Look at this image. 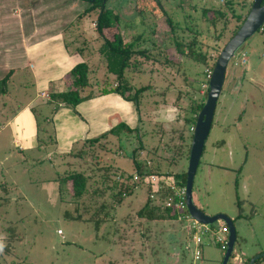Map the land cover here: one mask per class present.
Returning a JSON list of instances; mask_svg holds the SVG:
<instances>
[{
    "label": "rangeland",
    "instance_id": "rangeland-1",
    "mask_svg": "<svg viewBox=\"0 0 264 264\" xmlns=\"http://www.w3.org/2000/svg\"><path fill=\"white\" fill-rule=\"evenodd\" d=\"M250 1L191 0L196 9L192 16L210 6H228L241 16ZM148 2L107 1V9L120 17L119 28L127 39L142 32L148 38L153 21L140 19L135 12L151 7ZM180 2L160 0V5L181 19L188 10ZM87 7L82 0H0V79L12 71L7 93L0 96V264H220L223 253L216 239L223 234L202 235L203 259L195 261L192 234L186 240L179 224L140 227L143 223L134 213L146 199L143 186L123 198L98 230L86 221L89 214L83 205L75 210L70 204L65 185H59L58 194L57 177L69 171L86 173L90 167L68 151L119 120L137 131L108 135L105 151H97L103 163L132 176L130 155L141 144L135 159L149 163L157 177L168 182L172 175L185 174L189 128L195 123L190 109L204 102L205 97L198 95L205 66L211 63L178 55L160 19L151 39L159 44L143 45L150 46L148 61L137 59L140 71L124 72L133 87H148L139 98L138 110L114 92L98 94L101 85H110L112 79L103 75L97 55L100 40L93 28L97 11L82 15ZM198 22L205 37L200 51L213 58L212 29ZM234 22L228 19L226 30L217 31L221 33L217 48L228 41ZM79 62L90 66L89 86L80 96L91 97L74 107H61L39 96L49 90L46 78H59ZM192 196L204 215L220 214L231 220L235 253L244 260L264 253V31L249 38L226 66L193 176ZM215 227L216 223L210 230L215 232ZM257 264H264V257Z\"/></svg>",
    "mask_w": 264,
    "mask_h": 264
},
{
    "label": "trees",
    "instance_id": "trees-1",
    "mask_svg": "<svg viewBox=\"0 0 264 264\" xmlns=\"http://www.w3.org/2000/svg\"><path fill=\"white\" fill-rule=\"evenodd\" d=\"M82 1L88 4V7L83 10L82 15L91 11H97L93 26L97 33V37L100 40L97 55L100 58L99 62L103 67V75L112 79L110 85H106V87L105 84L101 85L98 94L114 92L122 100L133 103L136 111L138 110L139 98H141V94L145 92L148 87H133V85L129 84L124 78V72L140 71V62H137V59H142L143 61L149 59L148 52L150 46L155 48L154 45L157 44L155 41L154 43L151 40L154 31V23L156 21L160 19L163 20L168 28V41L173 45V48L178 55L184 56L193 61L202 60V62H206L209 60L211 63L209 66L206 65L205 69L212 71L218 53L222 49L215 46L217 44L216 41L220 39V32L226 30L228 19H234V25L230 29L228 36L229 40L238 30L248 12V10H246L243 15H236L230 7L225 5L224 2V5L226 6L224 8L218 6H210L209 8L202 7L199 11V16L195 17L192 15H194L196 9L191 5V0H181V2L186 5L188 11L183 14L181 19H177L175 13L166 11L160 5V0H149V4H147L151 7L148 9L147 6L142 3L141 5H145L144 7L146 8H142V10L135 9L136 14L141 16L140 19L150 17L153 21V23L151 22L152 25L147 28L148 38H146L145 34L142 32L127 39L119 28L120 17L106 7L108 0ZM208 13H210V18L206 20ZM198 21L204 22L212 29L211 37L214 45L212 46L211 51L213 50L216 54L213 58H211V55H208L207 57V53L200 51L202 50L201 47L203 45L201 39L205 37L204 32L201 31L202 29L199 27L200 24ZM217 26H219L218 29H216ZM218 30H220V32H217ZM105 32H109L110 36L106 37ZM184 34L186 35V38L182 37ZM217 34L220 35L218 36ZM147 44L150 46L144 47ZM159 46L164 47L163 45ZM163 63L167 64L165 55H163ZM89 73L90 66L87 62H79L75 64L64 78L67 89L64 92L49 93L46 99L47 102L55 103L57 104L56 106L60 105L61 107L67 105L74 107L82 100L91 97V94L80 96V92L89 86ZM11 75L12 71L10 70L2 79H0V96L6 95V85ZM203 75V86H205V88L203 94L198 95L200 98L205 97L207 92L208 81L205 80V73ZM203 103L204 102H198L191 107L190 112L194 119L200 111ZM135 131H137V128H129L122 122H119L114 127L97 137L82 140L78 149L74 151L70 150L68 155L88 163L90 167L86 168V173L69 171L56 179L58 184V194L61 193L59 185H65L70 204L74 206L75 210L76 208H79L80 205H83L84 212H88L89 214L86 221L90 222L95 230H98L101 223L111 219L109 215L114 211L115 207L122 202L123 198L134 193V191L140 186L145 187L147 192L143 205L134 213V217L140 221V223H143L140 227L145 225L144 227L146 229V226L154 223H177L181 226L177 221V216H179L177 212L171 208H166L163 205L164 200L171 194L169 189L167 187H161L159 190L154 191L152 185L145 184L142 181L145 176L157 177L159 174L154 173V170L149 166V163L142 165L135 159V155L141 152V144L135 147L130 155L134 168L133 175L138 177L136 182L132 181L133 175L127 176L121 169L113 168L111 165L103 163L101 157L97 155L105 151L108 135L118 136L119 133L130 134ZM97 151H99V153H97ZM165 175L166 174H164V176ZM172 177L173 181L170 179L168 181L169 183L171 182L176 187L184 188V173L180 175H172ZM151 191L154 192V198L152 199L149 198L150 193H152ZM185 214L187 215V211H185ZM72 217L73 216H71L70 219H79L78 216ZM260 259L254 261L253 264H257ZM249 260L250 259L246 260V264H248Z\"/></svg>",
    "mask_w": 264,
    "mask_h": 264
},
{
    "label": "water",
    "instance_id": "water-1",
    "mask_svg": "<svg viewBox=\"0 0 264 264\" xmlns=\"http://www.w3.org/2000/svg\"><path fill=\"white\" fill-rule=\"evenodd\" d=\"M262 1L252 0L250 2L248 12L238 30L218 53L207 83L204 103L195 118L189 145L184 184L185 208L190 218L199 224L211 226L214 223L221 222L225 225L227 229L226 248L220 264H227L231 251L234 249L236 237L235 228L229 218L220 214L206 216L193 204L192 182L199 158L203 151L205 139L209 133L215 104L222 88L226 66L237 50L259 31L260 26L264 23V1ZM263 257L264 253L256 255L249 260L248 264H253L254 261Z\"/></svg>",
    "mask_w": 264,
    "mask_h": 264
},
{
    "label": "built area",
    "instance_id": "built-area-1",
    "mask_svg": "<svg viewBox=\"0 0 264 264\" xmlns=\"http://www.w3.org/2000/svg\"><path fill=\"white\" fill-rule=\"evenodd\" d=\"M252 1V0H251ZM250 1V2H251ZM264 28V23L260 26L259 31H262ZM205 73V80H209L211 71L204 70ZM205 86H203L202 92L200 94L202 95L204 92ZM192 132V129H190ZM161 177H155V176H145L143 178V182L145 184H150L154 188V191L159 190L161 187H167L170 191V196H168L164 202L163 205L166 208H171L179 216H177V221L181 224L182 230L184 232L185 239L188 240L189 234L191 235V241L194 245V250L192 251V256L195 261H198L201 256L200 251V245L201 243V236L205 235L208 232L214 233V234H223L225 236L227 234V229L225 225L221 222L216 223V231H211L210 226L202 225L194 221L190 216L185 214L186 208H185V202H184V188L176 187L173 183L166 182ZM138 180V177L136 175H133L132 181L136 182ZM152 192V191H151ZM154 192L150 193L149 198H154L153 195ZM59 233V232H57ZM220 237L216 239L217 245L219 246L220 251L224 253L226 248V236ZM229 261L231 264H246V260L243 259V255L241 253H235L234 249L231 251V254L229 256Z\"/></svg>",
    "mask_w": 264,
    "mask_h": 264
},
{
    "label": "crops",
    "instance_id": "crops-1",
    "mask_svg": "<svg viewBox=\"0 0 264 264\" xmlns=\"http://www.w3.org/2000/svg\"><path fill=\"white\" fill-rule=\"evenodd\" d=\"M263 31H264V28H263V30L262 31H260V32H262L263 33ZM56 32V31H55ZM58 34H56L55 36H57ZM72 67H70V69H71ZM69 69V70H70ZM69 70H65V72L63 73V75L61 76L60 75V77L59 78H46V82H47V86L49 87V90H42L41 92H40V94H39V96L41 97V98H43V99H47V95L49 94V93H59V92H64L67 88H65L66 87V82H65V80H64V78H65V76H66V74L69 72ZM65 75V76H64ZM166 112V114H167V118H169L170 116H171V110L169 109L168 111L166 110L165 111ZM172 119V117L170 118V119H168V120H171ZM117 120H119V119H117ZM173 120H177V119H173ZM118 122H121L120 120L119 121H117L116 122V124L118 123ZM113 127V126H112ZM112 127H110L109 129H111ZM210 128H211V125H210ZM210 130V129H209ZM108 131V130H107ZM189 131H190V128H189ZM94 138V137H93ZM87 139H91V138H87ZM84 140V139H83ZM82 141V140H81ZM81 141H78V142H81ZM15 144H14V146H16L17 148H18V141H16L15 140ZM68 153H69V151H68ZM67 153V154H68ZM141 153V152H140ZM192 202H193V204L197 207V205H196V203H195V200L193 199V196H192ZM198 208V207H197ZM206 246H208L207 244H205V247ZM203 248H204V246H203ZM202 253H203V250H202ZM206 259L208 260H211V257L210 256H208L209 255V253L208 252H206ZM202 256H203V254H202ZM201 256V257H202ZM252 256V255H251ZM202 259H203V257H202ZM207 260H206V262H207ZM245 260H247V259H245ZM202 261V260H201Z\"/></svg>",
    "mask_w": 264,
    "mask_h": 264
}]
</instances>
